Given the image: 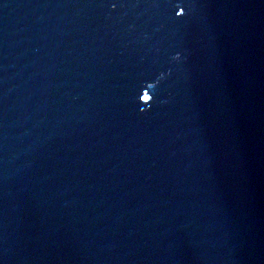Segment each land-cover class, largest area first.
<instances>
[{"label": "water", "instance_id": "95a60500", "mask_svg": "<svg viewBox=\"0 0 264 264\" xmlns=\"http://www.w3.org/2000/svg\"><path fill=\"white\" fill-rule=\"evenodd\" d=\"M0 264H264V0H0Z\"/></svg>", "mask_w": 264, "mask_h": 264}]
</instances>
